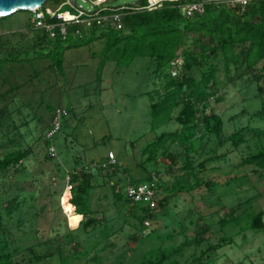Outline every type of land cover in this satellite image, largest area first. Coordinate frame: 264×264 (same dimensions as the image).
<instances>
[{
    "label": "trees",
    "instance_id": "trees-1",
    "mask_svg": "<svg viewBox=\"0 0 264 264\" xmlns=\"http://www.w3.org/2000/svg\"><path fill=\"white\" fill-rule=\"evenodd\" d=\"M65 1L47 0V3L58 8ZM191 1L166 0L149 10L146 8L148 0H140L136 4H117L115 0H109L105 7L117 8L119 9L117 11L123 13L122 29H118L110 20L100 24L94 21L84 25L69 24L66 27V35H62L59 27H56V34L52 37L46 28L37 27L33 22L27 31L20 34L15 43L10 40L2 41L0 38V76L7 65L25 66L38 60H51L50 66L64 76L66 52L90 46L96 41L103 42L104 58L101 59L100 69L104 68L106 62H114L115 68L121 70L138 57L149 59L153 89L144 94L150 100L151 130L155 132L168 126L175 128L161 130L162 132L145 147L144 160L140 168L146 171V176L139 182L128 179L124 186L126 193L122 191L123 187L119 182L113 181L120 170L116 169L111 175L108 174L105 184L112 188L113 206L118 207L119 213L129 209L135 221L134 224L130 223L131 219L124 217L123 223L131 224L132 228L137 230V233L130 236L128 244L132 241L139 240V243H143L148 240L161 242L163 245L166 241L175 239L176 233H161L157 228H153L149 233H143L148 228L145 225L148 220L157 222L154 215L157 209L162 211L171 209L169 206L172 202L176 209L180 205H185L186 208L196 200L194 193L197 192L200 193L199 198L206 197L210 200L218 187L227 186L231 190L234 182L248 177V175L242 178L238 175L231 176L233 172L229 171L224 174L225 182L221 183L219 176H213L212 173L220 169L208 166L225 159L228 154L221 152L222 147L229 146L236 151L242 145H246V152L241 151L240 166H250L256 174L264 170V0H249L244 6L230 0L221 3L212 1L207 3L203 14L187 16L183 8ZM122 7L124 8L120 10ZM46 9L51 8L44 5L41 10L46 12ZM68 9H70L68 6L63 7V10ZM111 13L106 10L102 12L103 15ZM35 16L36 13H33L34 19ZM45 22L52 25L59 23L56 17L51 18L48 14ZM204 40L207 41V45L201 46ZM28 42H32L31 49L22 50L19 47L21 43ZM178 59L182 64L177 75L174 76L173 63ZM221 65L226 73L225 83L219 80ZM245 75L247 81L243 82ZM246 83L248 87H253L255 94L262 99V105L254 112L244 107L231 116L229 123L236 122L243 115H249L262 125H252L250 122L231 124L233 132L228 135L226 131L228 120H225L223 114L216 112L211 102L226 101L229 90L235 84H239L241 87L238 90L243 92L242 88ZM19 88L17 86L6 91L1 95L2 100L7 99ZM21 108L6 106L0 110V126H6L4 118L7 115L13 120L12 128L7 130V135L15 133L21 135L22 128L30 129L31 120L15 119L16 112L20 114ZM62 114L64 112L61 111ZM56 117L57 112L53 115L52 123ZM39 120L41 122V119ZM61 127L60 120L58 132L61 131ZM52 137L42 135L37 139L38 142L44 141L42 143L47 150L45 154L47 161H54L57 158V152L56 155H52L49 151L50 147L54 146L51 144ZM13 144L14 140L10 139L8 146ZM0 150L1 178H11L12 172L25 166L36 156L35 146L5 151L0 145ZM230 151L231 149L228 152ZM160 156L164 158L162 164H158ZM94 165L98 164L95 161H91L90 164H78L66 175V184L69 177L71 186L67 199L71 209L67 215L76 218V229L69 231L65 236L62 235L61 229H58L54 231L57 233V238H48L38 245L29 247L31 258L28 263L16 258L17 246L14 241L6 237L3 217L0 215V264H43L42 261H52L57 257L59 264H72L74 261H78L79 264H89L91 261L99 260L97 246L124 229L123 226L118 227L111 223L106 216L102 218L95 216L97 211L92 205V195L100 186L94 183L95 174L91 171ZM109 165L118 168L119 162L117 160L115 163L110 162L108 156L107 161L103 160L98 165L99 172L101 173V168ZM147 165L155 166L147 171ZM124 173L128 174L127 170H124ZM164 175L172 177L174 182H163ZM154 176L158 177L155 207L149 203L134 202L128 197V187L150 182ZM163 193L166 195L160 197ZM53 194L54 192H50L51 196ZM208 194L210 197H207ZM108 196L105 193L104 197ZM188 196L191 202H188L186 198ZM234 196L236 195H228L230 200H233ZM239 196V203L229 207L231 220L220 219L217 223L219 229L224 230L230 226L233 233L236 227L245 225L247 230L264 232V212H256L252 205L256 195H249L245 199ZM25 201V199L21 202L14 199L7 207L8 214L19 211ZM245 204L248 207L235 216ZM205 205L209 204L206 202ZM221 207L225 208L227 204L223 202ZM194 210L192 209L193 212ZM187 225H195L194 220L191 219ZM188 226L180 233L184 240L179 246L167 248L161 245L157 249H152L149 252L151 255L143 256L139 264H171L173 261L176 263L177 260L174 258L177 255H182L193 245L202 244L205 241V233L208 230L214 231L216 224H208L205 229L195 231L193 238L187 235ZM78 230L89 236V243L87 242L85 246L75 241V232ZM72 243L74 249H68L67 246ZM232 243H234L233 238L223 235L217 243L210 244L201 251L200 256L195 259L196 264H210L209 260L213 253ZM77 248L81 250L78 251ZM136 250L137 248L134 253Z\"/></svg>",
    "mask_w": 264,
    "mask_h": 264
},
{
    "label": "rangeland",
    "instance_id": "rangeland-1",
    "mask_svg": "<svg viewBox=\"0 0 264 264\" xmlns=\"http://www.w3.org/2000/svg\"><path fill=\"white\" fill-rule=\"evenodd\" d=\"M72 1L84 8L91 7L89 1ZM139 2L140 0H115L117 4ZM45 5L50 6L52 10L57 8L50 3ZM33 13L18 11L11 16L0 18L2 41L10 40L15 43L20 34L32 26ZM31 44L32 42L21 43L19 47L22 50L31 49ZM206 45L207 41L204 40L201 46ZM102 49L103 42L96 41L90 46L67 51L64 76L50 66L51 60H38L25 66L7 65L0 76V110L6 106H14L16 109L22 107L20 114L16 112L15 119L27 118L32 121L30 129L24 127L20 130L21 135L6 134L13 125V120L8 115L4 118L6 126H0V145L5 151L35 146L36 156L25 166L12 172L11 178L0 177V215L3 217L6 237L14 241L17 246L18 257L16 258L25 263H28L31 258L29 247L38 245L48 238H57V233L54 231L58 229H61L63 236L76 229L70 226L67 215L69 212L64 210V198L67 202L70 192L69 189H65L67 173L78 164H90L91 161H95L100 165L103 160L107 161L110 152L119 162L118 168L109 165L101 168V173L98 165L91 168L92 173L95 174L94 183L100 186L92 195V205L97 211L96 217L106 216L111 223L118 227L123 226L124 230L97 246V252L100 254L99 260L91 261L89 264H139L143 256H150L149 252L152 249H157L162 245L161 242L148 240L143 243L137 240L128 244L130 236L137 233V230L133 229L131 224H124V217L131 219L130 223L134 224L135 221L129 209L119 213L118 207L113 206L112 188L108 187L105 182L108 180V174L111 175L114 170L119 169L120 172L113 178V181L119 182L123 187L122 191L126 193L124 186L128 179L139 182L146 176V171L140 168L144 160L145 147L162 132L161 130L174 129L175 126H168L155 132L151 130L150 100L144 94L153 89L150 81L149 59L138 57L128 67L121 70L115 68L114 62H106L104 68L100 69L101 59L104 58ZM221 67L219 80L225 83L226 73L223 65ZM246 81L245 75L243 82ZM239 84H235L229 90L226 101L211 102L216 112L223 114L225 120H228L226 130L228 135L233 132L232 125L248 122L256 126L262 125L261 122H255L256 120L249 115L241 116L236 122H232V125L229 123L231 116L240 112L244 107L254 112L262 105V99L255 94L253 87H248L246 83V86L242 88L243 92H239L238 89L241 87ZM17 86L20 87L18 90L2 100V94ZM57 110L64 112L60 117L61 131L51 139V144L57 152V158L54 161H47L45 159L47 150L42 143L44 141L38 142L37 139L42 135L47 137L50 133L54 127L53 115ZM10 139L14 140V144L8 146ZM229 149H231L230 152H228ZM244 150L246 152V145H242L236 151L229 146H224L221 152L228 153L227 157L208 166L209 168L219 167L220 170L212 174L219 176L221 183L225 182L224 174L229 171L233 172L231 176L238 175L242 178L248 175L247 178L234 182L231 190L227 186L218 187L210 200L206 197L201 199L198 197L200 193H194L196 200L192 201L193 204L190 203V206L185 208V205H180L176 209L172 202L169 206L171 209L163 211L157 209L154 213L157 222L148 220L145 223L148 228L143 233H149L153 228H157L161 233H176L175 239L168 240L162 245L167 248L179 246L183 242L184 238L180 233L188 226L191 219L194 220L195 225L188 226L189 238H193L196 232L205 229L208 224H216L214 231L208 230L205 233V241L202 244L193 245L182 255H177L174 258L177 262L173 261L171 264H196L195 259L200 256L201 251L205 250L208 245L217 243L223 235L230 239L233 238L234 243L213 253L209 260L210 264H264V232L257 233L247 230L246 226L242 225L244 227H236L232 233L230 226L220 230L217 224L223 218L231 220L229 207L239 203V195L245 199L255 194L252 205L256 212H264V170L256 174L252 167L240 166L241 151ZM162 163H164V158L160 156L158 164ZM154 166L147 165V171ZM124 170H127L128 174L124 173ZM162 181L173 183L174 179L164 175ZM50 192L54 194L51 196ZM105 193L109 195L107 198L104 197ZM234 194L236 196L230 200L228 195ZM165 195L166 193H163L160 197ZM207 197H210V194ZM186 198L188 202L191 200L189 196ZM14 199L20 202L24 199L26 201L19 211L9 215L7 207ZM206 202L209 205L206 206ZM223 202L227 204V207H221ZM247 207L245 204L235 216L241 214ZM192 209H195L194 212ZM79 223L78 221V226ZM89 240V236L82 230L75 232V241L83 246L89 243ZM73 245L74 243L68 245V249H74ZM77 250L81 249L77 248ZM42 263L59 264L58 257L52 261L44 260ZM77 263L78 261H74L72 264Z\"/></svg>",
    "mask_w": 264,
    "mask_h": 264
},
{
    "label": "built area",
    "instance_id": "built-area-1",
    "mask_svg": "<svg viewBox=\"0 0 264 264\" xmlns=\"http://www.w3.org/2000/svg\"><path fill=\"white\" fill-rule=\"evenodd\" d=\"M89 1L91 4L90 8H84L82 5H77L72 0H66L62 3L57 9H46V12L42 11L40 8L39 10L35 11L36 13L35 19L33 22L36 24L37 27L46 28L50 33L51 36L54 37L56 32L55 28L59 27L60 32L62 35H66L67 32V25L69 24H90L91 22L96 21L98 24L104 23L107 21H112L113 24L116 25L118 29L123 28V13L117 11V8L105 7L106 3L109 0H84ZM162 1L166 0H148L147 9H154L156 8ZM167 1H174V0H167ZM216 2L221 3L227 0H192L191 2L187 3L183 10L187 16H193L194 14H203L205 11V7L209 2ZM232 2L238 3L240 5H246L249 0H230ZM68 6L70 9L63 10V7ZM104 6V7H103ZM100 8V9H99ZM122 7L120 10H122ZM110 11L111 14L103 15V11ZM46 14H48L51 18L56 17L59 23L57 25L47 24L45 22ZM182 61L180 59L176 60L173 65L174 69L172 70V74L175 76L178 73V69L181 67ZM60 115L61 111H57V117L53 123L54 128L48 134V137H52L56 134L60 129ZM50 154L56 155V150L54 146H51ZM110 162L115 163L116 157L111 152L109 155ZM69 177L67 178V189H71L69 185ZM158 183V177L154 176L150 182L139 184L137 186H130L127 189L128 197L134 201L139 203H149L152 207L156 206V188Z\"/></svg>",
    "mask_w": 264,
    "mask_h": 264
},
{
    "label": "water",
    "instance_id": "water-1",
    "mask_svg": "<svg viewBox=\"0 0 264 264\" xmlns=\"http://www.w3.org/2000/svg\"><path fill=\"white\" fill-rule=\"evenodd\" d=\"M47 0H0V18H5L18 11L34 12L42 8Z\"/></svg>",
    "mask_w": 264,
    "mask_h": 264
},
{
    "label": "bare ground",
    "instance_id": "bare-ground-1",
    "mask_svg": "<svg viewBox=\"0 0 264 264\" xmlns=\"http://www.w3.org/2000/svg\"><path fill=\"white\" fill-rule=\"evenodd\" d=\"M64 210L68 213L69 210H70V206L68 205V203L66 202V198H64ZM68 220H69V224L71 227L75 228L76 227V218L73 217V216H69L68 217Z\"/></svg>",
    "mask_w": 264,
    "mask_h": 264
},
{
    "label": "clouds",
    "instance_id": "clouds-1",
    "mask_svg": "<svg viewBox=\"0 0 264 264\" xmlns=\"http://www.w3.org/2000/svg\"><path fill=\"white\" fill-rule=\"evenodd\" d=\"M35 12V11H34Z\"/></svg>",
    "mask_w": 264,
    "mask_h": 264
}]
</instances>
